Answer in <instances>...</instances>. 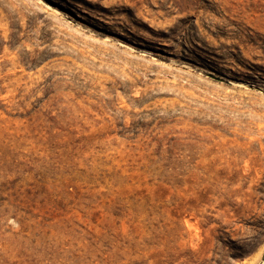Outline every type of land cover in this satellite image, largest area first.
I'll use <instances>...</instances> for the list:
<instances>
[{
	"label": "rangeland",
	"instance_id": "obj_1",
	"mask_svg": "<svg viewBox=\"0 0 264 264\" xmlns=\"http://www.w3.org/2000/svg\"><path fill=\"white\" fill-rule=\"evenodd\" d=\"M264 0H0V264H260Z\"/></svg>",
	"mask_w": 264,
	"mask_h": 264
},
{
	"label": "water",
	"instance_id": "obj_2",
	"mask_svg": "<svg viewBox=\"0 0 264 264\" xmlns=\"http://www.w3.org/2000/svg\"><path fill=\"white\" fill-rule=\"evenodd\" d=\"M260 264H264V259H263V261Z\"/></svg>",
	"mask_w": 264,
	"mask_h": 264
}]
</instances>
